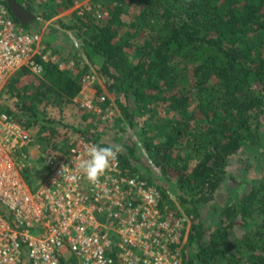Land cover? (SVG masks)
<instances>
[{"label": "trees", "instance_id": "16d2710c", "mask_svg": "<svg viewBox=\"0 0 264 264\" xmlns=\"http://www.w3.org/2000/svg\"><path fill=\"white\" fill-rule=\"evenodd\" d=\"M16 1L34 9L31 0ZM75 2L43 0L36 19L23 26L38 33L37 18H53ZM104 9L100 23L84 22L82 8L74 11L80 24L68 28L91 30L79 32L82 40L73 49L98 66L108 91L122 94L117 102L131 129L151 105L170 112L162 140L145 144L159 175L140 172L135 140L121 143L118 156L127 174L158 180L169 211L181 208L191 216L181 264H264V0H111ZM86 70L74 74L46 62L38 76L22 68L1 94L13 103L0 99V109L24 128L45 127L49 136L37 140L41 151L63 154L69 147L43 113L51 103L72 104ZM69 127L94 144H114L90 128ZM245 149L254 153L258 175L238 199L215 208L226 167ZM205 205L217 215L213 225L201 219Z\"/></svg>", "mask_w": 264, "mask_h": 264}, {"label": "built area", "instance_id": "2783aa9c", "mask_svg": "<svg viewBox=\"0 0 264 264\" xmlns=\"http://www.w3.org/2000/svg\"><path fill=\"white\" fill-rule=\"evenodd\" d=\"M43 36L0 0V97L20 69L40 76L44 63L57 61ZM94 83L83 75L75 100L88 111L97 109L80 92ZM86 144L94 143L79 137L65 153L39 160L30 129L0 109V264H180L187 218L171 221L156 184L127 174L118 155L90 183L75 166Z\"/></svg>", "mask_w": 264, "mask_h": 264}, {"label": "rangeland", "instance_id": "374dc122", "mask_svg": "<svg viewBox=\"0 0 264 264\" xmlns=\"http://www.w3.org/2000/svg\"><path fill=\"white\" fill-rule=\"evenodd\" d=\"M43 0H31L34 5L32 12L36 15L40 13L39 4ZM111 0H76L74 5L68 9H62L59 13L50 19L37 18V23L41 31L43 32V38L47 45L50 44L51 50L57 57V61H60L64 68L72 70L74 74L78 73L80 69L87 65V70L82 75H93L95 77V83L93 87H87L85 85V90L80 92L81 94L88 95L92 97V102L96 107V111L87 110L82 108L80 103L75 100L77 97H81L79 92L73 98L72 104H69L62 109L55 104H48L45 107L43 116L52 120L58 132L56 139H64L65 144L70 147L75 143L79 137L73 134L72 129L69 126H77L80 128H90L95 132L101 134L103 138L109 139L114 142L115 145H120L125 143L131 145L133 140L136 141L135 152L138 157V161L135 163L138 165L140 172L144 175L155 176L160 174V169L152 165V159L150 158V153L146 151L145 144L147 140L154 142H160L162 136L168 132L167 121L170 119V112H166L157 108L153 105L150 110H145L143 115L136 117V126L131 129L128 126L127 119L121 113L118 102H123V96L120 93H113L104 87L106 83L105 77L100 76V71L96 64H89L83 58H78L75 54L73 46H78L82 40V36L90 33V27L82 26V28H68L69 24L79 25L80 23L76 21V16L73 15L77 8L84 9L86 16H82L84 22H89L92 18L94 23H100L102 18L106 15L105 4L109 3ZM42 6V4H41ZM136 13V10L131 11V13ZM80 32V33H79ZM47 36L54 37V41L49 43ZM57 64V63H56ZM16 72L15 74H17ZM13 74L12 76H14ZM101 77V78H99ZM100 81H99V79ZM96 84L98 87H96ZM100 96H104L105 100L101 102L99 100ZM1 102L11 104L12 100L7 98V96L0 97ZM0 102V103H1ZM264 122V117L263 120ZM67 124L69 126H67ZM58 127V128H57ZM30 132L33 135L36 144H39L37 140L40 137L49 136L47 129L42 128L39 124H34L30 128ZM123 129V130H122ZM45 153L41 151H35L34 155L41 160ZM51 154L58 155V152H52ZM253 154L250 150H241L238 155L232 158L230 164L226 167L228 171L227 179L222 183L220 189L218 190L217 196L214 199V204L216 207L224 206L229 204L239 198V195L246 189L248 184L258 175L255 168V161L253 160ZM36 160V159H33ZM37 161V160H36ZM33 162V161H32ZM35 170V166L33 167ZM158 180H153V183ZM211 204V203H210ZM161 206L168 210L167 205L161 204ZM180 210V211H176ZM176 210L169 211L167 215L168 218L173 221L179 216H184L187 218V223L184 228L183 237L180 244L181 245L186 237V231L189 227V220L191 216H188L185 212H182L181 208H176ZM201 219L206 225H213L216 223V214L211 210L208 205L203 206ZM211 213L214 215L211 216ZM234 231L236 234H241L243 229L240 226H235ZM181 264V260H180Z\"/></svg>", "mask_w": 264, "mask_h": 264}, {"label": "clouds", "instance_id": "9594fccd", "mask_svg": "<svg viewBox=\"0 0 264 264\" xmlns=\"http://www.w3.org/2000/svg\"><path fill=\"white\" fill-rule=\"evenodd\" d=\"M120 151V146L115 144H109L107 146L86 144L83 153L77 158L76 169L90 183L94 185L98 184L100 177L116 162L117 155ZM64 170L65 167L63 166Z\"/></svg>", "mask_w": 264, "mask_h": 264}, {"label": "water", "instance_id": "95a60500", "mask_svg": "<svg viewBox=\"0 0 264 264\" xmlns=\"http://www.w3.org/2000/svg\"><path fill=\"white\" fill-rule=\"evenodd\" d=\"M12 16L22 24H28L36 19V15L19 4L16 0H5Z\"/></svg>", "mask_w": 264, "mask_h": 264}, {"label": "crops", "instance_id": "0c3cea01", "mask_svg": "<svg viewBox=\"0 0 264 264\" xmlns=\"http://www.w3.org/2000/svg\"><path fill=\"white\" fill-rule=\"evenodd\" d=\"M40 31H41V28H40ZM49 46V45H48Z\"/></svg>", "mask_w": 264, "mask_h": 264}]
</instances>
